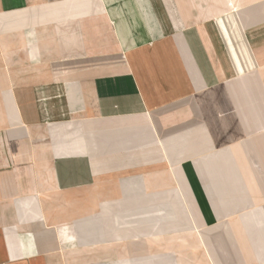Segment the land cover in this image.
Instances as JSON below:
<instances>
[{
  "label": "crops",
  "instance_id": "crops-1",
  "mask_svg": "<svg viewBox=\"0 0 264 264\" xmlns=\"http://www.w3.org/2000/svg\"><path fill=\"white\" fill-rule=\"evenodd\" d=\"M229 219L264 221V0H0V264H231Z\"/></svg>",
  "mask_w": 264,
  "mask_h": 264
},
{
  "label": "rangeland",
  "instance_id": "rangeland-1",
  "mask_svg": "<svg viewBox=\"0 0 264 264\" xmlns=\"http://www.w3.org/2000/svg\"><path fill=\"white\" fill-rule=\"evenodd\" d=\"M225 222L234 233V235L226 236L228 263L264 264V234L258 233V227L261 228V231H264V221L255 220V226H252V223L251 225H247V223L245 225L243 221L235 219H229ZM151 223H153L152 220L148 221V224Z\"/></svg>",
  "mask_w": 264,
  "mask_h": 264
}]
</instances>
